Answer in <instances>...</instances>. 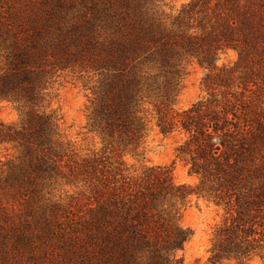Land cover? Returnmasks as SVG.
Masks as SVG:
<instances>
[{"label":"trees","instance_id":"1","mask_svg":"<svg viewBox=\"0 0 264 264\" xmlns=\"http://www.w3.org/2000/svg\"><path fill=\"white\" fill-rule=\"evenodd\" d=\"M55 12L0 0V100L19 112L16 123L0 122V148L13 150L0 156V208L35 212L33 200L69 186L75 213L60 218L54 202L35 222L68 234L75 262L181 264L191 230L180 204L195 194L222 212L210 258L264 264V0H188L174 11L158 0H102L65 28ZM228 49L236 60L218 66ZM193 61L205 69L204 94L177 108ZM76 69L88 76L86 128L101 144L84 154L48 108L52 82ZM152 126L183 136L169 166L142 164ZM175 160L195 185L174 182Z\"/></svg>","mask_w":264,"mask_h":264},{"label":"rangeland","instance_id":"2","mask_svg":"<svg viewBox=\"0 0 264 264\" xmlns=\"http://www.w3.org/2000/svg\"><path fill=\"white\" fill-rule=\"evenodd\" d=\"M39 4H47L57 14L56 23L65 28L70 26L80 17L85 7L100 3L102 0H36ZM62 1V2H61ZM188 0H158L166 11L176 10ZM73 17V19H72ZM234 50L224 51L217 65L231 64L236 60ZM205 74V69L195 61L187 67V73L181 82V88L176 100L177 108H186L192 102L203 96L200 81ZM88 76L79 75L78 70H66L59 74L52 82L48 108L59 114V128L65 140L69 141L80 154L97 151L100 149L98 137L88 132L86 128V107L91 97L90 90L83 86ZM19 112L16 106L7 101L0 100V122L16 123ZM183 138L182 134L163 136L152 126L144 139L142 150L144 158L142 164L147 166H169L174 159V147ZM13 150L6 151L0 148L2 159L6 153L12 154ZM128 165L139 164L129 154L124 156ZM172 178L176 184L193 186L197 177L187 171V167L179 160H175L172 168ZM49 195L33 200L31 205L37 210L26 213L20 210H2L0 208V264H78L75 262L74 250L71 248L70 237L60 238L47 234L45 228L39 226L35 220L44 213L45 205L57 203L60 218L69 208L76 211L74 189L69 186L55 185ZM74 197V198H73ZM17 204V202H16ZM60 205V206H59ZM70 206V207H69ZM6 211V212H5ZM221 210L195 194H190L180 204V223L191 230L190 238L184 242L183 248L176 252L181 264H237L233 260L213 261L210 258L212 230L221 219ZM65 218V217H64ZM30 223L25 224L24 220ZM63 219V218H62ZM60 219V220H62ZM67 223H63L68 231ZM54 226L52 232H57ZM66 237V236H65ZM74 245V244H73ZM246 264H262L258 258Z\"/></svg>","mask_w":264,"mask_h":264}]
</instances>
